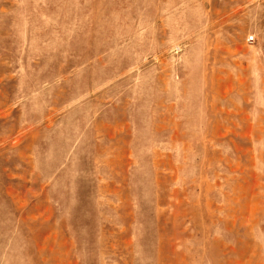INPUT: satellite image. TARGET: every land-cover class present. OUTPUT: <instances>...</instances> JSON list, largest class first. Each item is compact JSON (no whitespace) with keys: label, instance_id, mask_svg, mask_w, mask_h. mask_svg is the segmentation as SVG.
<instances>
[{"label":"rangeland","instance_id":"rangeland-1","mask_svg":"<svg viewBox=\"0 0 264 264\" xmlns=\"http://www.w3.org/2000/svg\"><path fill=\"white\" fill-rule=\"evenodd\" d=\"M0 264H264V0H0Z\"/></svg>","mask_w":264,"mask_h":264},{"label":"built area","instance_id":"built-area-1","mask_svg":"<svg viewBox=\"0 0 264 264\" xmlns=\"http://www.w3.org/2000/svg\"><path fill=\"white\" fill-rule=\"evenodd\" d=\"M250 41H253V39H250Z\"/></svg>","mask_w":264,"mask_h":264}]
</instances>
